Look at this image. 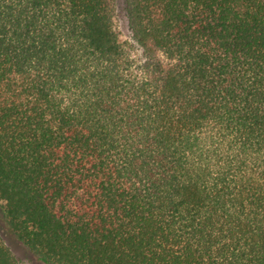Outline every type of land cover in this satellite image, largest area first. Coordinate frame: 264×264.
<instances>
[{
  "label": "trees",
  "instance_id": "trees-1",
  "mask_svg": "<svg viewBox=\"0 0 264 264\" xmlns=\"http://www.w3.org/2000/svg\"><path fill=\"white\" fill-rule=\"evenodd\" d=\"M0 0V204L44 264H264V0ZM0 264H19L0 233Z\"/></svg>",
  "mask_w": 264,
  "mask_h": 264
},
{
  "label": "rangeland",
  "instance_id": "rangeland-1",
  "mask_svg": "<svg viewBox=\"0 0 264 264\" xmlns=\"http://www.w3.org/2000/svg\"><path fill=\"white\" fill-rule=\"evenodd\" d=\"M115 1L114 27L118 34L119 40L123 42L126 48L136 54L135 43L132 39L131 31L128 27L127 19L123 9L122 0ZM0 233L6 243L12 248L19 264H44L39 261L35 255L25 246L14 234L5 220L4 212L0 204Z\"/></svg>",
  "mask_w": 264,
  "mask_h": 264
}]
</instances>
